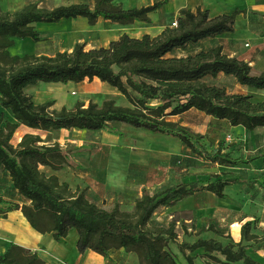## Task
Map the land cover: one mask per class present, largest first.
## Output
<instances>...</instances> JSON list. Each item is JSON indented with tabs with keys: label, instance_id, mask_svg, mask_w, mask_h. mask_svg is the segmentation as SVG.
Returning a JSON list of instances; mask_svg holds the SVG:
<instances>
[{
	"label": "trees",
	"instance_id": "1",
	"mask_svg": "<svg viewBox=\"0 0 264 264\" xmlns=\"http://www.w3.org/2000/svg\"><path fill=\"white\" fill-rule=\"evenodd\" d=\"M171 0H154L140 7L127 8L114 0H94L93 4L75 2L54 7L28 2L16 11L0 8V108L11 109L16 122L5 120L0 113V173H9L12 187L24 203L0 197V219L21 210L30 225L39 233H50L60 242L71 229L78 232L80 253L91 249L105 258L113 249L135 253L140 264H262L249 249L264 248V235L254 233L257 220H246L241 226V240L214 223L198 225L197 217L171 218L166 224L154 223L161 208H171L197 192L208 191L220 199L228 197L226 187L241 181L234 173H212L208 180L199 178L162 187L151 192L142 189L132 210L116 202L111 209L91 200L88 189H73L59 176L48 175L41 166L59 171L75 164L71 149L60 143L46 144L40 134L26 133L16 145L13 139L24 125L37 130L79 129L115 132V123H123L178 139L191 152L211 163L242 166L263 158L234 157L224 152L219 142L216 151L209 150L188 128L172 117L192 109L219 119L231 126L254 131L264 128V99L256 101L252 94L229 92L224 86L209 84L204 79L221 73L233 75L242 86L264 90V71L254 69L250 61L225 52L222 44L186 56L171 55L206 38L235 33L237 17L246 9L211 16L208 8L180 9L177 26H166L160 33L140 37L123 33L107 46L87 48L78 42L72 50L55 55H13L10 48L16 39L41 41L37 23H57L63 19L85 17L90 25L100 18L130 26L135 23L153 25L150 16ZM95 78L116 88L128 105L116 99L101 104L77 101L71 108L51 109L54 100L36 103L27 92L31 84L74 81L81 83ZM181 232L195 240L181 239ZM213 232L229 242L204 234ZM175 246L184 258L174 252ZM0 264H52L37 251L11 242L0 253Z\"/></svg>",
	"mask_w": 264,
	"mask_h": 264
},
{
	"label": "rangeland",
	"instance_id": "2",
	"mask_svg": "<svg viewBox=\"0 0 264 264\" xmlns=\"http://www.w3.org/2000/svg\"><path fill=\"white\" fill-rule=\"evenodd\" d=\"M32 1H37L45 7L75 2L90 4L94 2V0H0V7L9 5L10 8L19 10ZM118 1H121L125 7L131 8L150 4L154 0ZM210 4H213L211 8L214 12H232L236 8L246 9V12L237 18L235 33L227 34L220 40L227 53L250 61L257 71H264V0H224L220 5ZM216 14L220 13L217 12L214 15ZM175 15V12L167 14L156 12V22L153 26L145 28L144 24L135 23L127 29L130 35L135 37H140L145 32L154 35L160 31L162 20L167 19L172 25L177 19ZM116 27L123 26L119 24ZM38 29L42 33L41 41L20 40L18 45L12 47V53L14 55H55L59 51L72 50L78 42L86 43L87 48L107 46L122 33L120 28L109 29L102 25L98 29L92 28V25L88 26L79 18L40 25ZM211 39L207 38L203 43H211ZM198 48L195 44H191L176 54L195 53ZM204 80L209 84L224 86L229 92L252 94L256 101L264 99V90L244 87L237 83L233 75L221 73L216 78L208 76ZM27 91L35 94L36 102L44 103L54 100L53 109L62 106L71 108L77 101L88 104L93 100L101 104L108 98L116 99L118 104L128 105L126 98L110 84L108 86L89 79L81 83L40 81L29 85ZM9 112L12 113L11 109ZM172 120L178 121L182 127L200 136L202 142L211 151H216L219 142L222 141L224 152H231L235 156L251 158L264 153V130L254 132L246 129L248 132L239 133L228 121L210 117L195 109L174 116ZM114 127L115 132L60 129L47 137L49 144L58 142L64 148L71 149V158L76 161L72 166H65L59 171L61 179L68 181L73 189L77 186L86 188L88 191L93 189L90 192L87 191L88 196L104 208L111 209L116 202H121L123 209L132 210L136 198L142 195L144 187L154 192L179 181L196 178L206 181L212 173H215L213 163L193 154L176 138L153 134L123 123H115ZM20 136L21 132L16 133L13 139L14 144H18ZM240 171L247 184H244L242 189H226L228 195L226 199H220L208 191L197 192L194 196L179 202L175 207L161 208L154 215V223L166 224L173 217L180 219L195 216L198 219V225L212 222L226 233L230 232L229 227L235 230L233 233H236L241 226L240 222L246 218L247 220L255 219L259 224L260 218L264 217V166L262 168L255 160L250 164L242 165ZM9 183L8 176L1 175L0 197L4 195L14 199L15 192L11 184L8 186ZM258 233L262 235V229L258 230ZM181 234V239L195 240L194 237H188L183 232ZM204 236L220 237L213 232L206 233ZM172 248L179 259L184 261L178 249L175 246Z\"/></svg>",
	"mask_w": 264,
	"mask_h": 264
},
{
	"label": "crops",
	"instance_id": "3",
	"mask_svg": "<svg viewBox=\"0 0 264 264\" xmlns=\"http://www.w3.org/2000/svg\"><path fill=\"white\" fill-rule=\"evenodd\" d=\"M114 1L115 2H121L118 0H114ZM223 2H224V0H171V2L169 4L163 6L161 9H159L156 12L159 14H161V13L167 14L170 12H173V13L175 12L176 13L175 17L178 18V15H179L178 12L180 11V9H182L184 7L196 9L197 7L200 6L202 8H208L210 10L212 17L219 15V14L214 15L217 12H219L220 14L231 13V11L230 12H228V11L214 12V10H212L211 6L213 4H210V3H216V4L220 5ZM24 6L25 5H23L22 7H24ZM136 7H140V6H136ZM0 8L5 10V11H11V12L18 10V8L17 9L10 8L9 5H7V6L5 5V7L1 6ZM131 8H133V7H131ZM156 12L150 14V16L153 20V25L156 22V19H155ZM158 16H160V15H158ZM79 20L86 23L88 26H91V25H89L88 20L85 17H79ZM138 23H140V22H138ZM44 24H52V23H37L36 25L38 27V26L44 25ZM141 24H144L146 26L145 28L150 26V25H147L145 23H141ZM101 25L104 27H108L109 29L120 28V29H122L121 35L123 33L130 34L128 32V29H127L129 26L116 27V26H119L118 23H114V22L109 21V20H104L102 18H100L99 21L95 25H92V28L98 29V28H100ZM169 25L170 24L168 23L167 19L162 20V25L160 26L161 29L156 34L160 33L166 26H169ZM120 26H122V25H120ZM235 29H236V26H235ZM145 33H149V32H145ZM156 34H154V35H156ZM227 34H233V33H225L223 35L214 37L211 39L212 40L211 43H203L205 39L201 40L199 43L195 44L196 46L199 47L196 50V52H198L202 49H207V48H210L212 46L219 45V44H222L224 46V44L221 42L220 38H225V36ZM26 39H30V38H26ZM26 39H17L16 45H18L19 42H21L20 40H26ZM189 46H191V45H189ZM9 50H10L11 54H13L12 53V47ZM181 50H183V49H177L171 55L186 56L188 54H191V53L176 54L177 52H179ZM224 50H225V46H224ZM225 52H226V50H225ZM229 55L235 56V55H231V54H229ZM237 57H239V56H237ZM239 58H241V57H239ZM244 87H247V86H244ZM27 92L31 93L35 99V94L33 92H31V91H27ZM36 103H42V102L38 101ZM61 108H56V109L60 110ZM2 112H3V114L5 113V115H4L5 119L10 120L11 122L17 121L14 117L13 112L10 113L9 109H3L2 108ZM6 113H7V116H6ZM12 114H13V116H12ZM222 121H227V120H222ZM234 128L239 133L248 132L242 126H234ZM257 130H264V129L259 127L256 130H254V132H256ZM19 132H21V136L18 139V143L21 141L23 135H25L26 133H33V134H40L43 137V139H45L44 143L49 144L50 142L47 140V137L50 136L52 134V132H57V131H55L54 129L37 130V129L30 128L28 126L22 125L19 128V130L17 131V133H19ZM233 156L239 157L240 155L235 156V154H234ZM242 157H244V156H242ZM257 163L260 164V166L263 168V166H264L263 158L258 159ZM213 166L215 169V173L223 174V173H230L231 172V173H234V174L241 177V179H242L241 181H239L236 184H232V185L227 186L226 189H242L243 185L247 184V181L242 178V174L240 171L242 166H228V165H220V164H215V163H213ZM41 169L43 171H45L48 175L55 174V175L59 176V178L61 179L60 172H59L61 170L55 171V170H52L50 167H46V166H41ZM1 175L2 176L3 175L8 176L9 182H10L8 184V186L11 184L10 186L12 187L13 186L12 180H11L9 173L2 172V173H0V177H1ZM61 181H63V180L61 179ZM64 181H66V180H64ZM91 190H93V189H90L88 192H90ZM14 192H15L14 199H11L9 197H5L4 195H3V197L10 202L11 201L12 202H18L20 204L24 203V199L17 193V191L14 190ZM246 220H247V218L243 219L240 222L241 226ZM258 222H259V224H256L257 228L254 229V233L259 235L258 230L262 229L263 234L262 233L261 234L264 235V217L263 218L261 217L260 221H258ZM231 226H232V224H231ZM241 226H239V229L236 231V233H233V231H235V230H233L231 227H229L230 232H227L226 235L231 234L235 241H240L241 240ZM28 229L31 232H29ZM20 235H22L24 237V239L22 237H20ZM262 235H259V236H262ZM214 238L223 240L222 237H214ZM224 240H227V242H228V239L224 238ZM11 242H15L17 244L25 246L29 249H32L33 251H37L41 255L42 258H44L47 262L52 263V264H140L139 258L137 257V255L135 253H128L124 249H113V250H111L109 258H105L101 254H99V253H97L91 249L86 250L85 253H80L78 250V247H77L78 232L76 231V229H71L69 232V235L66 238H64L62 241L58 242V241L54 240V238L52 237V235L50 233L42 234V233H39L38 231H36L30 225V223L28 222L26 217L23 215L21 210H14L8 214V218H1L0 219V253H3L8 248V246L10 245ZM248 251L254 258L258 259L262 264H264V248L261 250L249 249Z\"/></svg>",
	"mask_w": 264,
	"mask_h": 264
},
{
	"label": "bare ground",
	"instance_id": "4",
	"mask_svg": "<svg viewBox=\"0 0 264 264\" xmlns=\"http://www.w3.org/2000/svg\"><path fill=\"white\" fill-rule=\"evenodd\" d=\"M78 20V19H77ZM95 80L96 81H99L100 83H102V84H105V85H108L109 86V84L108 83H106V82H102V81H100V79H98V78H95ZM116 89V88H115ZM116 91L118 92V90L116 89ZM119 94H120V92H118ZM76 130H79V129H76ZM28 231L29 232H31L29 229H28ZM20 237H22L23 239H24V237L22 236V235H20Z\"/></svg>",
	"mask_w": 264,
	"mask_h": 264
},
{
	"label": "built area",
	"instance_id": "5",
	"mask_svg": "<svg viewBox=\"0 0 264 264\" xmlns=\"http://www.w3.org/2000/svg\"><path fill=\"white\" fill-rule=\"evenodd\" d=\"M177 25H178V21L176 19L175 21H173L172 26H177Z\"/></svg>",
	"mask_w": 264,
	"mask_h": 264
}]
</instances>
